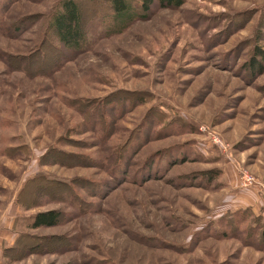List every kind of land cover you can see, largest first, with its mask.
I'll return each instance as SVG.
<instances>
[{
	"label": "rangeland",
	"instance_id": "374dc122",
	"mask_svg": "<svg viewBox=\"0 0 264 264\" xmlns=\"http://www.w3.org/2000/svg\"><path fill=\"white\" fill-rule=\"evenodd\" d=\"M59 1L0 0V219L19 208L17 230L40 239L6 259L264 264V73L245 69L264 0L155 6L113 36L106 7L79 0L78 52L48 33ZM45 177L70 186L27 187ZM49 210L59 226L30 228Z\"/></svg>",
	"mask_w": 264,
	"mask_h": 264
},
{
	"label": "trees",
	"instance_id": "16d2710c",
	"mask_svg": "<svg viewBox=\"0 0 264 264\" xmlns=\"http://www.w3.org/2000/svg\"><path fill=\"white\" fill-rule=\"evenodd\" d=\"M91 3H101L109 11L107 16L103 17V22L106 24L105 31L107 36H113L121 34L126 31L136 21L149 20L153 12V8L158 6L161 9H179L185 4V0H87ZM12 1H6V5H10ZM82 4L79 0H60L56 6L54 13L52 14L49 22V31L52 33L59 44L67 51L78 52L86 48L90 41V31L87 29V20L83 14ZM86 20V21H85ZM261 40V39H259ZM53 48H58L52 46ZM27 61V60H25ZM245 69L249 71L252 78H257L264 73V48L256 45L254 52L248 62L245 63ZM53 160L52 162H56ZM57 163V162H56ZM128 168L122 170L120 173L123 178L128 176ZM209 175V174H208ZM42 178V177H41ZM214 178V177H213ZM212 178H210V181ZM65 189L66 186H70L66 181L52 180L49 178L44 179H32L28 181V186L36 185L37 191L42 194L47 192V188L55 186ZM55 186V187H58ZM25 188V191L27 190ZM48 190H51L48 189ZM25 191L23 194H25ZM20 203L25 208L33 207V201L25 200V196L21 195ZM246 212V211H245ZM239 213H235L227 218L225 221L228 222L235 218ZM62 211L49 210L45 212H38L31 218L32 223L30 228L41 229V228H52L59 226L63 221ZM244 216V215H243ZM221 225V221L218 223ZM215 228V227H214ZM221 229H215L212 231L214 234H223L227 236L225 231ZM262 237L264 239V225L262 228ZM37 237L22 234L17 244L14 247L8 248L4 251L5 257H13L16 255V259L20 256L36 252L31 249L33 246L40 244ZM42 241V240H41ZM21 254V255H20ZM70 264V263H69Z\"/></svg>",
	"mask_w": 264,
	"mask_h": 264
},
{
	"label": "crops",
	"instance_id": "0c3cea01",
	"mask_svg": "<svg viewBox=\"0 0 264 264\" xmlns=\"http://www.w3.org/2000/svg\"><path fill=\"white\" fill-rule=\"evenodd\" d=\"M17 214L7 215L0 219V264H17L10 263L8 259H6L4 255V251L8 248L14 247L22 234H25L19 230H17V220H20L21 210L16 208Z\"/></svg>",
	"mask_w": 264,
	"mask_h": 264
},
{
	"label": "built area",
	"instance_id": "2783aa9c",
	"mask_svg": "<svg viewBox=\"0 0 264 264\" xmlns=\"http://www.w3.org/2000/svg\"><path fill=\"white\" fill-rule=\"evenodd\" d=\"M254 180L252 177H249L248 175L246 176V183H248V185L253 184Z\"/></svg>",
	"mask_w": 264,
	"mask_h": 264
}]
</instances>
